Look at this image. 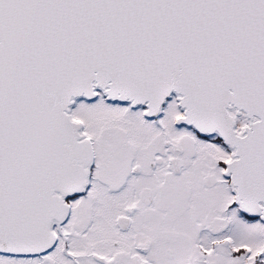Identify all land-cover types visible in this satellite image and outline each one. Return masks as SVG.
<instances>
[{
	"label": "snow or ice",
	"instance_id": "obj_1",
	"mask_svg": "<svg viewBox=\"0 0 264 264\" xmlns=\"http://www.w3.org/2000/svg\"><path fill=\"white\" fill-rule=\"evenodd\" d=\"M0 264H264V0H0Z\"/></svg>",
	"mask_w": 264,
	"mask_h": 264
}]
</instances>
